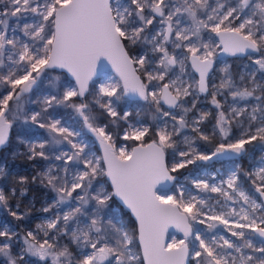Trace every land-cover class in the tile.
<instances>
[{
	"label": "snow or ice",
	"instance_id": "1",
	"mask_svg": "<svg viewBox=\"0 0 264 264\" xmlns=\"http://www.w3.org/2000/svg\"><path fill=\"white\" fill-rule=\"evenodd\" d=\"M225 55L250 64L233 73ZM42 78L53 90L33 99ZM14 125L28 159L48 162L31 182L55 195L34 230L0 225V264H264V0H0V149ZM221 160L191 187L175 175ZM29 182L0 186L18 221L10 198Z\"/></svg>",
	"mask_w": 264,
	"mask_h": 264
},
{
	"label": "rangeland",
	"instance_id": "2",
	"mask_svg": "<svg viewBox=\"0 0 264 264\" xmlns=\"http://www.w3.org/2000/svg\"><path fill=\"white\" fill-rule=\"evenodd\" d=\"M223 61H226L227 63L231 64L232 65V71H233V73H236V74H238L244 68V66L250 64V61L246 57H244V58H225V59H223ZM53 75L54 76L55 75H60L61 81H64V82H66L67 80H70V79H68L67 76H65L64 74H61L59 72H55V73H53ZM106 75L107 76H115L112 73H108ZM217 76H219V73H217ZM104 78H105V76H103V78H101L100 81L102 82ZM42 81L43 82L40 84V87L38 89L34 90L33 99H35V98H37V97H39L41 95L48 94L49 92H51L53 90L50 79H43L42 78ZM89 100H91V97H89ZM26 107H28L30 109H37L38 110L39 105L38 104H28V105H26ZM197 107L198 108L203 107V108H206V109H212V106L210 104H208L206 102H203V98H202V102L200 104H198ZM137 108L141 109L139 119L145 124H151L152 123V114H151V112L149 110H147L146 108L143 107V102H139L138 104H126L124 102H121V105H120V110L121 111H123V110H132L133 111V116L130 117V120H132L133 122L137 119V117L135 115ZM56 111L59 114H65V113H70L71 112L70 109H68V110L57 109ZM104 120H105V122H107V118H104ZM206 127H207L208 131L211 132V127H212L211 123H207L206 122ZM13 130L18 131V130H21V129L18 126L14 125ZM13 130H12V132H13ZM27 131L35 139L43 138L42 135H41V133H43V130H41V129H38V128H35V127H30V128L27 129ZM38 135H40V138L37 137ZM88 138L91 141H93V139L91 138L90 135L88 136ZM218 139H219L218 137H215V138L212 139L211 143L200 142V144L202 145L204 150H211L212 148H214V146H215V144H216ZM93 143H94V141H93ZM117 143L119 145L120 143H124V142L122 140H120V139H117ZM23 145L27 148V146L25 144H23ZM95 150L97 151V154H99L96 146H95ZM260 157H261V151H260L259 147H253L250 150L249 155L239 161L240 164H241L242 171H247L251 167L255 166L258 163ZM47 163L48 162H46L45 165H40V166H39V164H37V166H36L37 167L36 168L37 169L36 176L38 175V173H40V172H42L44 170V168H45ZM57 163H59V162H57ZM3 165L8 167L9 163L7 162V163H4ZM228 167H230L229 163L227 161H223V160H221V161H212V162H208L206 164L205 163H198V165L189 166L187 169L180 170V172L176 173L175 175L178 176L180 182H182L185 185L191 187L190 174L194 175L196 172H199L201 169L207 170L210 173H215L217 169H219L221 172H224V171H226L228 169ZM13 169H14V176L17 177V180L20 177H27V175H28L27 171L20 169V167H18V166L13 168ZM30 174H32V172ZM186 177H189V179H185ZM6 186H7L6 191L11 189L12 187H17V188L19 187V186H16L15 184H13V182L8 183ZM245 187L250 190V186L246 182H245ZM250 194H253L251 192V190H250ZM211 195L212 196H216L217 194L212 193ZM52 197L53 196H49L47 194H44L42 200L40 201V205H38V207H37L36 216H35V218H33L34 220H33L32 223L34 224L35 227L32 228L31 230H34L38 224L42 223V221L47 216L50 215V213H44L42 211V208L44 206H46V204L51 201ZM15 198L16 199L21 198L19 196V193H17L16 197H12V199H15ZM15 202L16 203L11 205L13 210H16L15 209V205L17 204V201H15ZM4 213H5L4 210H1V207H0V225H7L9 227H15L14 223L12 222V220H16V219L13 218L8 211H7V216L4 215ZM30 227H31V225L28 222L27 223H23V228L25 230H28ZM176 237L177 238H182L181 236H177V235H176ZM63 242L68 243V241L66 239ZM70 247H71V245H70Z\"/></svg>",
	"mask_w": 264,
	"mask_h": 264
},
{
	"label": "trees",
	"instance_id": "3",
	"mask_svg": "<svg viewBox=\"0 0 264 264\" xmlns=\"http://www.w3.org/2000/svg\"><path fill=\"white\" fill-rule=\"evenodd\" d=\"M90 96L87 97V99H89ZM15 131V132H14ZM21 130H13L12 135L10 137V142L9 144L3 148L0 151V165H2L5 168V171L10 173V175L7 177L6 180H0V186H3L5 188H7V184L10 182H13V184H15L16 186H19L16 184L17 181V177L14 176V169L15 167H20V169L27 171V178L29 179V184L27 185V195L18 198V199H12L10 198V206L14 203H16L15 201H17V203L20 204V211H26L27 215L25 217L24 220H12V222L15 225V228L18 232L23 233L24 231H26L23 228V223H29L31 225V227L28 230H31L32 228H34V224L33 222V218H35L36 213H37V207L38 205H40V201L42 200L44 194H47L49 196H54L55 194L53 192H51L49 189L41 186V184L39 183V180H37L35 183L31 182V178L33 176H36V171H37V164L40 165H45L46 161H43L41 159H36V160H29L28 156H27V148L19 143L17 137ZM17 133V134H16ZM90 135V134H89ZM91 136V135H90ZM91 138L94 141V138L91 136ZM95 146L98 150V146H97V142H95ZM99 152V150H98ZM100 154V152H99ZM9 163V166L6 167L5 165H3L4 163ZM32 172V174H30ZM8 192V191H6ZM1 210H4V215L7 216V210H5L3 207H1ZM125 219L127 220L128 217H125ZM71 248L73 251H75V246L71 245Z\"/></svg>",
	"mask_w": 264,
	"mask_h": 264
},
{
	"label": "water",
	"instance_id": "4",
	"mask_svg": "<svg viewBox=\"0 0 264 264\" xmlns=\"http://www.w3.org/2000/svg\"><path fill=\"white\" fill-rule=\"evenodd\" d=\"M225 58H244V57H231V56H226V55H225V56H222V57H221V60H223V59H225ZM56 72H59V73H61V74H64V75L67 76L68 79H70V80L72 79L71 76H70V74L66 73V71H64V70H56ZM108 73H112V74L116 75L114 69H112V67H111L110 64L107 65V66L103 69V72H102L101 76L99 77V79L103 78V76H105V74H108ZM73 82H74V81H73ZM86 98H87V97H86ZM97 146H98V150H99V152H101V150H100V146H99L98 143H97ZM2 149H3V148H2ZM2 149H0V151H1ZM125 211H127V209H125ZM169 233H170V235H171V234H174V235H177V236H181V237H182V233L176 232L174 229H170V230H169Z\"/></svg>",
	"mask_w": 264,
	"mask_h": 264
},
{
	"label": "built area",
	"instance_id": "5",
	"mask_svg": "<svg viewBox=\"0 0 264 264\" xmlns=\"http://www.w3.org/2000/svg\"><path fill=\"white\" fill-rule=\"evenodd\" d=\"M37 137L40 138V135H38Z\"/></svg>",
	"mask_w": 264,
	"mask_h": 264
},
{
	"label": "flooded vegetation",
	"instance_id": "6",
	"mask_svg": "<svg viewBox=\"0 0 264 264\" xmlns=\"http://www.w3.org/2000/svg\"><path fill=\"white\" fill-rule=\"evenodd\" d=\"M11 135H12V133H11ZM11 137V136H10Z\"/></svg>",
	"mask_w": 264,
	"mask_h": 264
}]
</instances>
